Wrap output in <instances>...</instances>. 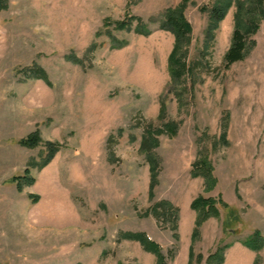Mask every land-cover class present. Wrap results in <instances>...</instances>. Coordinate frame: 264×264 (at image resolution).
Segmentation results:
<instances>
[{"label": "rangeland", "instance_id": "374dc122", "mask_svg": "<svg viewBox=\"0 0 264 264\" xmlns=\"http://www.w3.org/2000/svg\"><path fill=\"white\" fill-rule=\"evenodd\" d=\"M4 2L0 264H157L127 232L160 244L166 264H205L225 244L223 264H264V246L245 244L256 232L264 239V18L246 58L227 67L235 6L207 42L202 7L212 0H188L191 69L173 82L175 34L158 27L182 0ZM131 16V26L118 27ZM138 19L153 32L139 33ZM162 129L159 145L144 151L142 138ZM35 130L42 143L20 145ZM49 140L62 148L39 169ZM205 157L212 188L196 174ZM27 167L36 183L20 192L10 180ZM200 195L216 200L218 214L193 239Z\"/></svg>", "mask_w": 264, "mask_h": 264}, {"label": "trees", "instance_id": "16d2710c", "mask_svg": "<svg viewBox=\"0 0 264 264\" xmlns=\"http://www.w3.org/2000/svg\"><path fill=\"white\" fill-rule=\"evenodd\" d=\"M180 6L169 8L164 15V19L159 23L158 29L169 30L175 34L174 48L169 55V73H171V78L173 82L181 81L183 77L189 74L191 66L187 62L188 48L186 45L191 40V33L193 32L192 23L189 18L184 14L185 8L187 6L188 0H182ZM131 5V3H130ZM129 5V6H130ZM235 6V24L234 31L231 38V45L225 53L226 66L229 67L232 63L244 60L246 58V53L249 49V42L247 38L256 33L259 30L261 20L264 18V0H212L211 3L203 5L202 9L206 11L209 15V22L206 27V38L207 42L212 41L216 37V30L220 26V23L226 19L230 8ZM7 7L4 0H0V11L2 8ZM130 11H128V15ZM132 17V18H131ZM128 17L127 20L118 21V27L123 28L131 26L132 21L135 17ZM131 18V19H130ZM137 19V18H136ZM139 23L136 30L141 34H151L153 30L150 28L149 23H144L141 19H138ZM251 42V41H250ZM252 45L255 44L254 41L251 42ZM41 71V70H39ZM42 72V71H41ZM38 78L47 80V76L44 74L36 75ZM164 105L161 107L163 112ZM168 131L172 134L177 133V125L173 122H167L164 125ZM165 130H158L156 133L153 130H149L148 133L142 138V149L144 151H151L154 146L158 144V136L156 134L162 133ZM43 139L38 130H35L30 135L20 139V145H23L28 148H35L42 143ZM46 147V155L43 157L41 163H36L39 169H43L50 164L54 156L60 151L61 144L57 141L49 140L44 143ZM152 169L155 170V163L153 158ZM33 165V164H32ZM35 165V166H36ZM196 172L197 175L203 174L206 178L208 188H212L215 184V176L213 174L212 163L207 157L196 162ZM156 175V174H154ZM17 185L18 191L22 192L24 185H34L36 183V178L31 175V170L27 167L21 175H15L10 180ZM33 202L39 200L38 194H30ZM216 200L212 197H204L202 195L193 199L192 208L197 211V219L195 221V229L193 234V239L197 238L201 233L202 224L208 219L211 215H217L218 208L216 205ZM169 205L170 203L164 202L157 205V209L165 208L164 205ZM157 212V211H156ZM124 236L128 239L139 241L145 250L148 252H153L158 258L157 264H166L167 258L162 252L160 244L155 242L153 239H150L145 232H127ZM245 244L252 249L259 250L264 246V239L260 232L253 234L248 240L245 241ZM230 247L229 244L219 247L215 252L209 255V258L206 260L205 264H223L226 259L225 250ZM194 250L190 249L189 257L190 260L194 258ZM200 260L203 259L201 254H198ZM254 264H258V261L255 260Z\"/></svg>", "mask_w": 264, "mask_h": 264}]
</instances>
